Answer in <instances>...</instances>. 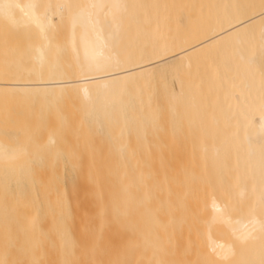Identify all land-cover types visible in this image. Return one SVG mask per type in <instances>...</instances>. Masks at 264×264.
I'll use <instances>...</instances> for the list:
<instances>
[{
	"label": "bare ground",
	"instance_id": "6f19581e",
	"mask_svg": "<svg viewBox=\"0 0 264 264\" xmlns=\"http://www.w3.org/2000/svg\"><path fill=\"white\" fill-rule=\"evenodd\" d=\"M205 1L0 0V261L264 259L262 0Z\"/></svg>",
	"mask_w": 264,
	"mask_h": 264
},
{
	"label": "rangeland",
	"instance_id": "374dc122",
	"mask_svg": "<svg viewBox=\"0 0 264 264\" xmlns=\"http://www.w3.org/2000/svg\"><path fill=\"white\" fill-rule=\"evenodd\" d=\"M177 1H179L177 3ZM194 2H192L191 4H188L187 5V0H174L175 4H173L172 2V5L170 4V7L167 9H163L162 7H158L152 11H150L149 9L147 8H141L138 15L139 16H143L146 17L149 16L150 17V21H147L145 20L144 21V24L145 25H150L151 23H153V20L154 19H158V18H163L165 19V22L163 23L164 27L167 29L165 30L166 32H164V34H167V35H170V34H175L177 35L176 33H180L181 30H179V25L178 23L176 22V14L178 15L179 14V10L182 9L183 7H181V3H185L187 9H188V13H189V16H190V19H191V25H195L196 24L198 25V23L200 24H203L204 22L203 21H207V16H208V12H207V6L206 5V1L205 0H193ZM178 4L179 6H176L175 5ZM200 4H205L204 6H199ZM174 6V7H173ZM183 6V5H182ZM181 7V8H180ZM184 9V8H183ZM203 22V23H202ZM201 74V73H199ZM198 80V77L193 76V81H197Z\"/></svg>",
	"mask_w": 264,
	"mask_h": 264
},
{
	"label": "snow or ice",
	"instance_id": "6c2138e0",
	"mask_svg": "<svg viewBox=\"0 0 264 264\" xmlns=\"http://www.w3.org/2000/svg\"><path fill=\"white\" fill-rule=\"evenodd\" d=\"M9 7H11V6H8V5L4 6L5 9H7ZM30 7L33 9V12H32V15H31V19L41 29V33L43 34L44 27H45V23L44 22L48 20V15L46 13L45 14H40L39 13V9L41 7H45V6L40 5V4H33V5H30ZM46 7L52 8L53 6L52 5H47ZM55 7H58V8H60L62 10L65 7H70V6L57 5ZM90 7L99 8L101 10L107 8L108 12L104 13V15L106 17H112L113 20H114L115 17H116V10H119L122 6L119 5V4H112V5H104V4H98L97 5V4H94V5H91ZM260 15L264 16V0H262L261 6H260ZM107 22L111 23V21H107ZM237 43L239 45L238 46V54L242 58L248 56V53H249L248 45L241 39H238ZM118 55H119L118 52L114 53V56H118ZM260 59H261V62L264 63V31H262V33H261ZM261 132H262L261 140L264 141V126H262ZM262 200H264V196H262ZM217 211H226V210L217 209ZM262 211H264V209H262ZM262 231H264V225H262ZM247 239L248 238L245 237V236H238V237H236V243L239 244V245H244L247 242ZM0 264H7V261H0ZM260 264H264V259H262L260 261Z\"/></svg>",
	"mask_w": 264,
	"mask_h": 264
}]
</instances>
